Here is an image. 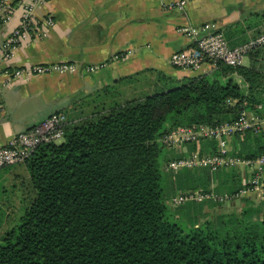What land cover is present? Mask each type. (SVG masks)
Returning <instances> with one entry per match:
<instances>
[{
    "label": "trees",
    "instance_id": "1",
    "mask_svg": "<svg viewBox=\"0 0 264 264\" xmlns=\"http://www.w3.org/2000/svg\"><path fill=\"white\" fill-rule=\"evenodd\" d=\"M243 109L264 112L258 62L217 63L178 86L78 119L61 113V141L37 145L22 162L32 196L2 238L0 264H264V201L170 203L171 214L165 204L167 187L169 201L187 190L229 195L243 187L233 167L165 170L196 144H186V153L159 142L177 126L231 121ZM230 143L229 155H264L262 131L235 134ZM198 150L214 153L215 141L201 140Z\"/></svg>",
    "mask_w": 264,
    "mask_h": 264
},
{
    "label": "crops",
    "instance_id": "2",
    "mask_svg": "<svg viewBox=\"0 0 264 264\" xmlns=\"http://www.w3.org/2000/svg\"><path fill=\"white\" fill-rule=\"evenodd\" d=\"M172 1L8 0L6 18L0 19V145L51 114L89 116L208 71L207 63L196 69L169 63L171 52L189 43L180 25L210 22L233 45L264 33V0H183L167 8ZM24 5L31 6L38 26L46 16L53 24L43 35L22 39L5 58L2 42ZM259 48L255 56L246 54L247 64L264 66V45ZM54 61L74 62L76 69L11 76L16 67ZM88 65L96 68L87 70ZM16 167L26 169L23 163L0 168V189L10 177L17 179Z\"/></svg>",
    "mask_w": 264,
    "mask_h": 264
},
{
    "label": "built area",
    "instance_id": "3",
    "mask_svg": "<svg viewBox=\"0 0 264 264\" xmlns=\"http://www.w3.org/2000/svg\"><path fill=\"white\" fill-rule=\"evenodd\" d=\"M43 1V0H35ZM183 0L165 3L167 8H178ZM8 0H0V19L6 18L9 9ZM31 13V6L24 5L19 16L18 23L11 29L2 42V55L7 58L12 55L16 45L26 37L43 35L52 26L50 16L41 20V26ZM47 28V29H46ZM177 30L185 35L189 43L186 47L176 49L169 56V63L180 68L196 69L202 63H207L210 68L217 63L230 66L242 64V59L249 50L264 44V33L255 35L248 40L229 45L222 31L210 22L201 25H180ZM96 65L86 66L87 70H93ZM76 69V64L71 61H54L34 63L12 69V77L34 75L38 72H70ZM261 109V105H256ZM65 117L62 114H51L32 127L12 135L0 145V167L22 163L34 148L41 143L55 142L62 138ZM264 130V112L257 113L255 110H241L231 121L221 122L214 125L203 123L177 126L165 132L159 138V142L166 149L186 152L185 145L196 144V149L187 154L170 159L165 164V170L176 171L180 168H208L210 171L218 168H237L242 171V186L234 194L216 193L212 190H187L174 195L170 203L178 206L186 202H203L210 200L223 203L233 198L242 196L253 197L255 202L264 201V155L254 157H238L229 155L230 142L235 134L245 131L258 133ZM214 140L215 151L212 154H201L198 145L201 140Z\"/></svg>",
    "mask_w": 264,
    "mask_h": 264
},
{
    "label": "rangeland",
    "instance_id": "4",
    "mask_svg": "<svg viewBox=\"0 0 264 264\" xmlns=\"http://www.w3.org/2000/svg\"><path fill=\"white\" fill-rule=\"evenodd\" d=\"M242 63L247 64V58L245 56L242 59ZM262 132L264 139V130H262ZM61 139L55 141V143H59ZM240 141L241 140L239 139L236 142V150H239L241 147ZM15 169H17L16 172L18 173L16 177L17 179L15 180L13 176L10 177L4 189H0V243L3 242L2 238L5 236L7 231H9L11 228H14L19 223V216L22 213L23 207L27 204L28 200L32 196L29 176L26 169L22 170V167H16ZM242 175L244 174L240 172V178ZM167 191L168 197L166 198L165 204L167 206L168 213L171 214L174 209L170 205L169 199L173 191L169 190L168 187L166 192ZM250 198L253 199V197ZM14 201L15 203L18 202V205H15ZM180 222L182 224L185 223L182 220Z\"/></svg>",
    "mask_w": 264,
    "mask_h": 264
},
{
    "label": "water",
    "instance_id": "5",
    "mask_svg": "<svg viewBox=\"0 0 264 264\" xmlns=\"http://www.w3.org/2000/svg\"><path fill=\"white\" fill-rule=\"evenodd\" d=\"M238 203V201H234V204L236 205ZM231 204H225V206H230Z\"/></svg>",
    "mask_w": 264,
    "mask_h": 264
}]
</instances>
